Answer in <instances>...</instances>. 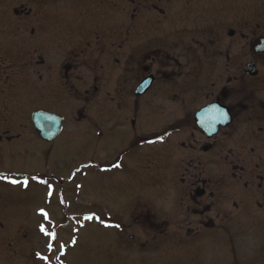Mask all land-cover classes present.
<instances>
[{
  "label": "flooded vegetation",
  "instance_id": "1",
  "mask_svg": "<svg viewBox=\"0 0 264 264\" xmlns=\"http://www.w3.org/2000/svg\"><path fill=\"white\" fill-rule=\"evenodd\" d=\"M139 80L133 90L129 83ZM146 80L149 88L138 95ZM66 89L83 90L78 106L50 108L44 94ZM31 100L46 101L39 109L57 111L65 123L74 114L88 139L105 136L111 123L131 151L164 137L163 165H153L147 150L136 168L156 167L151 185H162L165 209L150 202L142 216L151 240L128 251L144 254L146 244L158 257L177 237L259 231L264 0H0V125L21 124L15 107ZM143 108L169 122L146 135L139 130ZM1 137L11 143L19 136ZM148 193L131 206V218H139ZM123 231L120 225L110 245L124 248Z\"/></svg>",
  "mask_w": 264,
  "mask_h": 264
},
{
  "label": "rangeland",
  "instance_id": "2",
  "mask_svg": "<svg viewBox=\"0 0 264 264\" xmlns=\"http://www.w3.org/2000/svg\"><path fill=\"white\" fill-rule=\"evenodd\" d=\"M66 20H70L68 15H64ZM140 81L129 85L135 90ZM66 90L44 94L47 102L53 101L48 103L50 108L61 111L78 106L83 90L81 94ZM31 101L15 107L21 111V124L0 125V264H264V213L256 219L259 231L253 235L232 237L223 231L201 234L194 240L177 237L158 257L150 254V245L146 244L141 249L144 254L128 251L139 240H151L146 233L148 223L142 216H146L150 202L154 200L156 207L165 203L166 196L160 193L162 185L156 181L155 186L151 185L150 179L156 170L153 165H163L164 144L159 141L136 145L131 151L122 139V129L111 123L103 130L105 136L88 139L73 114L62 137L54 145H47L37 136L30 119L37 108L47 106L46 101ZM169 118L143 108L139 130L152 135ZM5 135L19 137L8 143L2 140ZM147 150L155 157L151 162L157 163L150 162V169L143 166L147 163L142 164L144 169H137ZM144 191L149 192V202H140L139 218H131V206ZM153 192H157L156 197ZM157 209L162 211L165 206ZM27 211L30 214L26 215ZM40 213L47 215L39 216ZM116 225L125 228L124 248L121 243L120 248L110 245V238L118 230ZM41 227L54 232L55 239ZM131 236L135 239L129 240Z\"/></svg>",
  "mask_w": 264,
  "mask_h": 264
},
{
  "label": "water",
  "instance_id": "3",
  "mask_svg": "<svg viewBox=\"0 0 264 264\" xmlns=\"http://www.w3.org/2000/svg\"><path fill=\"white\" fill-rule=\"evenodd\" d=\"M151 81H146L144 85L137 91L138 95H142L150 86ZM63 119L53 113L37 111L32 115V124L38 135L46 142L54 141L62 131ZM213 126V131H214Z\"/></svg>",
  "mask_w": 264,
  "mask_h": 264
},
{
  "label": "snow or ice",
  "instance_id": "4",
  "mask_svg": "<svg viewBox=\"0 0 264 264\" xmlns=\"http://www.w3.org/2000/svg\"><path fill=\"white\" fill-rule=\"evenodd\" d=\"M117 167H118V165H117ZM13 183H15V181H13ZM25 184H27L26 181H25ZM42 214L45 215V216L47 215L46 213H42ZM92 218L93 217H87V219H92ZM106 226H108V225H106ZM115 227H119V225H116ZM41 231L45 232L46 235H50L53 240L56 237V234L54 232L53 233H48L43 227H41ZM49 247L51 248V244L49 245ZM61 247H63V246H61ZM41 259H44V258L41 257Z\"/></svg>",
  "mask_w": 264,
  "mask_h": 264
}]
</instances>
